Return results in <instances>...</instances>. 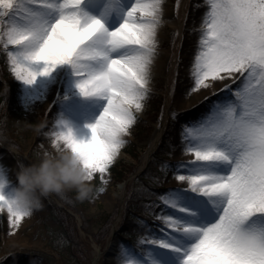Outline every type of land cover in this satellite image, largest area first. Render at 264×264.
<instances>
[{
    "label": "snow or ice",
    "instance_id": "1",
    "mask_svg": "<svg viewBox=\"0 0 264 264\" xmlns=\"http://www.w3.org/2000/svg\"><path fill=\"white\" fill-rule=\"evenodd\" d=\"M95 2L103 5L101 16L87 11L85 0H0V51L11 73L28 85L67 64L84 96L108 99L99 121L89 125L90 140L79 139L62 119L47 133L107 185L152 97L166 0H134L130 7L124 0ZM206 5L189 94L228 77L240 85L223 83L232 95L184 126V152L192 158L161 167L177 169L185 186L145 189L146 210L163 226L153 231L140 220L145 231L137 244L121 245V264H264V0ZM113 12L122 23L110 29L105 18ZM4 210L13 233L34 214L0 189Z\"/></svg>",
    "mask_w": 264,
    "mask_h": 264
},
{
    "label": "rangeland",
    "instance_id": "2",
    "mask_svg": "<svg viewBox=\"0 0 264 264\" xmlns=\"http://www.w3.org/2000/svg\"><path fill=\"white\" fill-rule=\"evenodd\" d=\"M166 1L174 18L182 24L177 27L167 25L163 31L162 48L169 52L165 57V70L169 72V78L166 80L164 75L154 78L151 100L146 110L139 113L140 119L132 135L126 137L128 143L122 150L124 155L118 158L110 176L106 177L109 183L105 185L100 174L96 175L94 183L98 189L106 187V192L100 193L93 201L76 199L74 191L67 193V198L60 196L62 203L80 219L69 214L67 223H63L57 214V209L61 207L49 196L45 197L44 207L26 218L15 233L7 211H0V264H93L98 249L103 247L105 250L111 238L119 241L116 257H113V263L103 259L98 264H121V245L137 244L140 238L137 233L143 235L145 231L140 220H144L153 231L158 232L159 227L163 226L162 221L146 210L148 201L145 189L163 193L170 188L185 186L174 175L177 169L162 168L161 165L165 162L176 165L192 158L184 152V126H191L206 118L217 100L232 95L229 89L222 88L223 83H229L231 88L240 85L239 79L228 77L223 82H214V87L189 94L193 85L192 66L206 13V0ZM84 5H91L92 9L98 10L101 7L95 0H85ZM42 68L43 64L39 66V69ZM77 79L71 66L64 64L57 66L49 76L39 77L36 84L28 85L11 73L6 56L0 51V141L12 149L9 154H3V159L8 161L15 156L25 165L34 162L38 153L51 148L52 138L47 133L55 130V122L61 119L71 125L80 139L88 140L89 125L93 122L85 121L86 118L71 120V116L94 111L93 108L97 109L99 104L94 98L80 92ZM164 121L167 122V128L159 149L161 152L146 161L141 151ZM5 168L8 171V167ZM8 176L13 183L8 184L5 193H11L18 186L16 173L8 171ZM123 177L128 181L124 202L127 204L132 195L139 200L134 207L136 212L129 216L122 214L121 224H116L117 232L111 235L110 229L122 210L121 198L117 194L121 191L120 178ZM159 210L155 209L157 213ZM16 232H21V239H26L23 242L26 246L20 254L9 255L14 246L6 241L17 240Z\"/></svg>",
    "mask_w": 264,
    "mask_h": 264
},
{
    "label": "clouds",
    "instance_id": "3",
    "mask_svg": "<svg viewBox=\"0 0 264 264\" xmlns=\"http://www.w3.org/2000/svg\"><path fill=\"white\" fill-rule=\"evenodd\" d=\"M16 179L18 186L11 193H5L9 181L0 166V189L17 208L26 212L43 208L44 198L52 194L67 198V193L74 191L80 201H93L100 194L93 173L63 142L53 144L51 141V148L38 153L37 159L29 165L19 162Z\"/></svg>",
    "mask_w": 264,
    "mask_h": 264
},
{
    "label": "bare ground",
    "instance_id": "4",
    "mask_svg": "<svg viewBox=\"0 0 264 264\" xmlns=\"http://www.w3.org/2000/svg\"><path fill=\"white\" fill-rule=\"evenodd\" d=\"M133 3H134V0H124V4H125L126 7L132 6ZM100 5H101V7H100ZM100 5H99L100 9H99L98 12L96 10H92V6L91 5H84L83 7L87 11L92 13L93 15L101 16L102 15V11H103V5L102 4H100ZM165 18L167 20V23L163 26V28L161 30V39L163 37V31H164V29H165V27L167 25L170 26V27L182 26L181 22L177 18H174L173 14L171 12L169 3L167 1H166V17ZM105 22L109 26L110 29H114V28L118 27L120 25V23H122V17L118 13L113 12L109 17L105 18ZM168 55H169L168 51H165V50L162 51V53H161V55L159 56V59H158V64L156 66V71H155V74H154V78L155 77H159L161 75H164L166 80H168L169 72H167L165 70V67H166L165 57L168 56ZM153 88H154V85H153ZM90 97H92V98H94L95 100L98 101L99 106L97 107V109L93 108L94 111H92V110L91 111H89V110L85 111L84 115H82L80 112L78 114H75V115L73 114L71 116V120H75V119L84 120L86 118L85 121H91V122H93V124H95V123H97L99 121V118L103 115V112L107 108V105H108L109 101L105 97H100V96H90ZM69 126H71V125L69 124ZM165 128H166V122L161 123V125H159L157 127V129L154 132V134H153V136L151 138V141L149 143L148 151L145 154L146 158L148 156H150L151 153L157 148V146H158V144H159V142L161 140L162 133L164 132ZM65 131H67V130H65ZM77 137L80 139L79 135H77ZM91 137H92V130L90 128L88 140H90ZM3 146L6 147V144H4L3 142H0V163H3L0 166H2L3 172L6 175L7 180L9 181L10 184H12L13 181H12L11 177L8 176V171H9V173H13V172L16 173L18 168H17V166L15 167L16 164L12 160V158L8 159L9 162L6 159H3V154H5V155L7 154L6 150L3 148ZM123 155H124V153L122 151L120 157H122ZM5 157H7V156H5ZM3 166L8 167V171ZM120 190L121 191L117 194V197L122 198V196H123V194L125 192V187L122 186ZM24 241H26V239H21V232L17 233V240L8 239L6 241V243L9 244V245L14 246V248L9 252V255L10 254H20L22 249H24L25 246H26L23 243ZM118 242L119 241L114 239V238H111L109 240V242H108V244L106 246L108 257H110V258L116 257V253L118 251ZM108 257H106V259H108ZM94 258H95L94 259V264H95L96 261H97V258H98V254L97 253L95 254Z\"/></svg>",
    "mask_w": 264,
    "mask_h": 264
},
{
    "label": "trees",
    "instance_id": "5",
    "mask_svg": "<svg viewBox=\"0 0 264 264\" xmlns=\"http://www.w3.org/2000/svg\"><path fill=\"white\" fill-rule=\"evenodd\" d=\"M120 179L122 180L123 178H120ZM57 196L60 198L59 195H57ZM135 203H136V200L133 197L129 198V200L127 201V205H126V215L127 216H129L131 213H133L136 210L135 209L136 207L134 206ZM57 214L59 215V217L61 218L63 223H67L68 218L70 217L69 214H67L62 209H57Z\"/></svg>",
    "mask_w": 264,
    "mask_h": 264
}]
</instances>
